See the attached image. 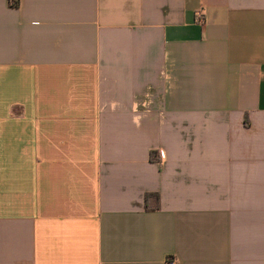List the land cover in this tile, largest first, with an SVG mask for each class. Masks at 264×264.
Listing matches in <instances>:
<instances>
[{
	"label": "crops",
	"instance_id": "obj_1",
	"mask_svg": "<svg viewBox=\"0 0 264 264\" xmlns=\"http://www.w3.org/2000/svg\"><path fill=\"white\" fill-rule=\"evenodd\" d=\"M0 264H264V0H0Z\"/></svg>",
	"mask_w": 264,
	"mask_h": 264
},
{
	"label": "built area",
	"instance_id": "obj_2",
	"mask_svg": "<svg viewBox=\"0 0 264 264\" xmlns=\"http://www.w3.org/2000/svg\"><path fill=\"white\" fill-rule=\"evenodd\" d=\"M204 19V9L200 5L193 10V20L197 24H202L204 22Z\"/></svg>",
	"mask_w": 264,
	"mask_h": 264
}]
</instances>
